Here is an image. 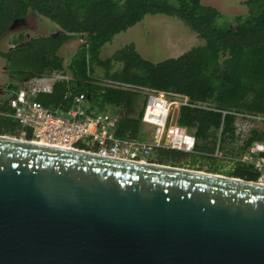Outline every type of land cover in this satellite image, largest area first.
I'll return each instance as SVG.
<instances>
[{"label": "water", "instance_id": "obj_1", "mask_svg": "<svg viewBox=\"0 0 264 264\" xmlns=\"http://www.w3.org/2000/svg\"><path fill=\"white\" fill-rule=\"evenodd\" d=\"M0 264H264V186L0 135Z\"/></svg>", "mask_w": 264, "mask_h": 264}, {"label": "trees", "instance_id": "obj_2", "mask_svg": "<svg viewBox=\"0 0 264 264\" xmlns=\"http://www.w3.org/2000/svg\"><path fill=\"white\" fill-rule=\"evenodd\" d=\"M243 4L249 9L247 16H234L223 23L225 15L203 0H0V39L12 37L10 49L0 47L10 77L6 89H0V135L31 138L30 131L10 116L7 96L32 78L63 71L70 81H57L53 94L40 95L39 102L51 109L69 108L73 97L85 96L93 109L118 121V137L147 141L141 122L146 98L95 80L113 79L209 104L212 110L184 107L179 114V125L195 131L194 153L156 148L151 160L200 171L206 162L207 172L222 174L215 152L224 150V144L235 137L234 113L264 117V0ZM31 13L50 20L60 31L29 41L27 30L10 34ZM148 15L173 18L204 42L157 63L143 58L134 43L102 60L105 45ZM74 39L85 42L66 63L59 53ZM98 68L104 72L99 74ZM257 142L264 144V129L250 132L242 153ZM222 175L251 182L258 178L253 165L240 162Z\"/></svg>", "mask_w": 264, "mask_h": 264}, {"label": "built area", "instance_id": "obj_3", "mask_svg": "<svg viewBox=\"0 0 264 264\" xmlns=\"http://www.w3.org/2000/svg\"><path fill=\"white\" fill-rule=\"evenodd\" d=\"M59 80L70 81V76L62 71L35 77L7 96L8 106L12 110L10 116L31 133L30 139H27L25 134L13 138L125 162L157 164L151 160L156 148L183 153L195 152V131L178 123L182 108L212 110L209 104L193 103L190 97L184 94L113 79L95 78L104 87L140 93L146 98L141 122L143 126L152 128V138L150 141L122 139L117 136L118 121L109 114L93 109L85 96L73 97L69 108L51 109L39 102L40 95L53 94L54 86ZM234 115L237 118L235 137L240 139L242 147L250 132L255 129L254 124L264 122V117L236 113ZM219 153L217 150L216 156H219ZM231 160L233 165L238 162L253 165L258 173L255 182L264 186V144L254 143L245 153Z\"/></svg>", "mask_w": 264, "mask_h": 264}, {"label": "rangeland", "instance_id": "obj_4", "mask_svg": "<svg viewBox=\"0 0 264 264\" xmlns=\"http://www.w3.org/2000/svg\"><path fill=\"white\" fill-rule=\"evenodd\" d=\"M245 1L247 0H203V3L218 9L225 15L223 23H228L234 16H247L249 9L243 4ZM226 18L228 19L226 20ZM24 30H27V41L60 31L50 20L33 13H31L22 24L15 27L10 34H18ZM11 39V35L0 39V47L3 50L10 49L12 47ZM203 42V40H200L198 36L191 32L184 24L173 18L163 15H148L141 23L115 36L112 42L105 45L102 49L101 58L102 60H106L125 45L134 43L137 51L143 58L157 63L169 58L179 57L192 47L200 45ZM82 43L83 41L81 39H74L68 42L60 50V56L68 62ZM97 70L99 74L104 72L102 68H98ZM9 82L10 77L6 71V60L0 58L1 91L6 89ZM254 126H256L255 129H264V122L256 123ZM143 130L147 132L146 140L150 141L153 133L152 128L143 126ZM239 140L240 139L237 140V138L234 137L231 142L224 144V150L221 149L219 156H216L217 152H215V157L220 164H222V174H225L227 170L234 166L231 159L238 157L242 153L241 142H239ZM202 164H204L205 167L201 170L205 172L208 171L210 168L209 164L206 162Z\"/></svg>", "mask_w": 264, "mask_h": 264}, {"label": "flooded vegetation", "instance_id": "obj_5", "mask_svg": "<svg viewBox=\"0 0 264 264\" xmlns=\"http://www.w3.org/2000/svg\"><path fill=\"white\" fill-rule=\"evenodd\" d=\"M226 176V175H225Z\"/></svg>", "mask_w": 264, "mask_h": 264}]
</instances>
